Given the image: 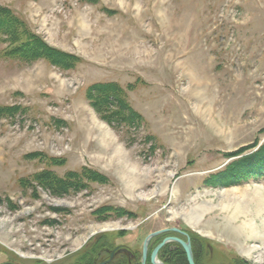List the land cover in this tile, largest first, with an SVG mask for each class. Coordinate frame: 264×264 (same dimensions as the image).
I'll return each instance as SVG.
<instances>
[{"label": "rangeland", "instance_id": "1", "mask_svg": "<svg viewBox=\"0 0 264 264\" xmlns=\"http://www.w3.org/2000/svg\"><path fill=\"white\" fill-rule=\"evenodd\" d=\"M0 9L75 58L12 59L0 36V264H78L97 241L140 255L165 229L201 240L200 264H264V173L213 179L264 146V0ZM101 83L140 118L105 122L87 97ZM44 174L74 187L57 194Z\"/></svg>", "mask_w": 264, "mask_h": 264}, {"label": "trees", "instance_id": "2", "mask_svg": "<svg viewBox=\"0 0 264 264\" xmlns=\"http://www.w3.org/2000/svg\"><path fill=\"white\" fill-rule=\"evenodd\" d=\"M0 36H7L10 42H17L7 54L12 59H19L26 63L33 62L39 58H44L57 65L67 69L69 64L75 60L69 54L63 53L60 50L54 49L47 45L42 39L31 35L22 27V22L18 20L9 10L0 9ZM24 37L23 39H21ZM87 97L91 105L96 109L101 118L113 124L116 118H124L123 121L133 122L135 118L140 116L128 105L125 100L124 93L121 87L113 83H101L92 85L87 91ZM14 112L11 110H5ZM238 154H232L231 157ZM238 166V167H237ZM241 169H240V168ZM248 171L247 174H252L254 177H260L264 173V146L257 152L247 156L236 165L232 166L231 170L221 175L213 177L220 185L229 186L241 182L246 176L242 177V173ZM76 176L70 175V178ZM42 181L52 185L54 192L57 194L69 192V188L74 185H69L68 180H58L49 178V174L42 177ZM76 186V185H75ZM109 213V212H108ZM94 249L86 251V255L79 259L78 264H94L93 255L97 254L103 248H109V245L104 241H97L93 246ZM165 258L172 261L174 264H188L185 252L177 244L174 248H166ZM114 264H126L125 262H115ZM196 264H200L196 262ZM234 264H250L248 261L238 259Z\"/></svg>", "mask_w": 264, "mask_h": 264}, {"label": "flooded vegetation", "instance_id": "3", "mask_svg": "<svg viewBox=\"0 0 264 264\" xmlns=\"http://www.w3.org/2000/svg\"><path fill=\"white\" fill-rule=\"evenodd\" d=\"M171 230V229H170ZM180 230V229H179ZM184 233H186L183 230H180ZM187 234V233H186ZM188 236L189 234L184 235L183 233H178L175 231H168L164 234H161L157 237H154L151 239V241L148 244V249L146 251V259L144 260V246L142 248L141 254H137V252H132L131 250H129L126 246L122 245V246H118L115 248H103L101 249L97 254L93 255V262L94 264H114L115 262H125L126 264H153L152 262V255L153 252L155 251V249L166 239L169 237H177L180 238L184 241L188 240ZM190 241H191V245H192V250H193V255H194V260L195 262H199L200 259L203 257L204 254V247H203V243L201 240L199 239H192L191 237ZM178 245L181 247V249L184 251L183 247L181 244L171 241L169 243H167L159 252H158V256H157V260L160 263L163 264H174L172 261L168 260L165 258V253H166V248L171 249L172 247L174 248V245ZM128 249V252H116V254L114 255V257L110 260L111 258V252L114 251L115 249ZM91 249H94L93 246L89 247V249H87L86 251H89ZM185 252V251H184ZM186 255V253H185ZM187 259V257H186ZM106 262V263H105ZM188 262V260H187ZM189 264V263H188Z\"/></svg>", "mask_w": 264, "mask_h": 264}, {"label": "water", "instance_id": "4", "mask_svg": "<svg viewBox=\"0 0 264 264\" xmlns=\"http://www.w3.org/2000/svg\"><path fill=\"white\" fill-rule=\"evenodd\" d=\"M168 231H175V232H180V233H183L184 235H186L187 236V234L186 233H184V232H182V231H180V230H178V229H171V230H160V231H157V232H154V233H152L151 235H149L147 238H146V240H145V243H144V254H145V256H144V260L146 259V251H147V249H148V244H149V242L151 241V239L152 238H154V237H157V236H159V235H161V234H164V233H166V232H168ZM171 241H174V242H177V243H179V244H181L182 245V247H183V249H184V251H185V253H186V257H187V260H188V263L189 264H196L195 263V260H194V255H193V250H192V245H191V241H190V238H189V236H188V240L187 241H184V240H182V239H180V238H177V237H169V238H166L156 249H155V251L153 252V255H152V262H153V264H163V263H160V262H157V256H158V252L167 244V243H169V242H171ZM128 252V250L127 249H119V248H117V249H115L114 251H112L111 252V258H110V260L114 257V255L116 254V252ZM106 263V262H105ZM104 264V263H103Z\"/></svg>", "mask_w": 264, "mask_h": 264}]
</instances>
